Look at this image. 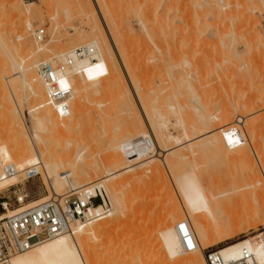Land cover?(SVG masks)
Returning a JSON list of instances; mask_svg holds the SVG:
<instances>
[{"label": "rangeland", "instance_id": "rangeland-1", "mask_svg": "<svg viewBox=\"0 0 264 264\" xmlns=\"http://www.w3.org/2000/svg\"><path fill=\"white\" fill-rule=\"evenodd\" d=\"M25 1L35 3L33 12L31 11L29 14L23 12L20 17H14V19L13 16L10 17L11 14L5 8L7 0H0V42L2 43L0 45L6 46L8 44L9 46L6 47L8 53L11 52L10 55H13L17 61L22 57L25 58L27 63L30 62L29 64L31 65H34L36 62L38 65L40 62L47 60L57 62L60 61V53L82 45L81 41L85 39L83 38L84 34L86 36L92 34L93 38L100 36L101 30L97 33L91 32L88 25V17L82 12V6L86 0ZM94 1L92 0L94 10L99 9V6L102 8L103 12L100 15L102 14V21L106 19L108 33L113 34V31L116 29L120 30L119 33L122 36L121 43L123 44L122 55H126V68L128 67V72L130 70V78L127 75L125 67H123V63L121 67L119 61H117L118 63H114L115 65L112 64L107 70L99 69L102 67L99 66L100 72L97 69V72L91 71L90 73L92 74H87L90 78L85 76L84 81L79 78L80 82L74 83L73 91L76 88V84H78V90L75 91L74 95L76 94V97H80L78 98L80 100L77 102V98L73 95L69 104L71 109L75 107L74 111L72 110L70 114L76 111L80 114L84 112L82 113L84 118L81 115L80 119L74 116L70 119L67 116L66 118H61L54 108L46 106V87L42 86L43 88L41 87L39 90L41 91L39 98L29 90L28 99L23 102H19L18 100L21 114L19 116L20 125H18L19 123L17 124L19 129H26L24 123L28 118L27 110L31 109L30 111L34 113L33 115L38 116V119L42 120L39 123L49 128L46 129L49 133H46L48 135L47 138L57 147L60 148L61 146L60 149L78 147L79 150L83 151V158L87 159H85L86 162L93 165L102 164L104 166L106 162L112 163L111 167H103L106 170L104 178L106 177L110 183L114 182L116 197L122 210V219L119 222L114 221L106 224L103 227V231L99 232L100 236L98 234V237L94 236L95 238L91 240L93 241L91 243L95 252L93 253L95 254L93 255L94 263L97 260L96 263L98 264H133L134 262V264H137V258H133V255L131 257V253L136 250V246L139 244L142 246L141 252L145 255L143 256L147 257L146 261L147 259L151 261L156 257L164 256L166 248L158 229L164 224L175 225L177 220H169L168 214L170 211L179 214L183 210V206L187 207L188 212L191 213V210L192 213L195 212L193 214L195 216L192 219L194 225H196L195 228H197L196 223L200 221L199 218L204 219L205 226L208 224L212 226L211 223L213 222L211 220L213 217L211 215H213L217 217L218 221L226 229L229 227V214L233 210L235 212L234 207L242 209L240 207L248 206L245 203L249 204V208L250 204L251 208L255 205L258 212L261 211L260 213H263V205L260 203L256 205L254 199L259 200V195L264 194V0H98V3ZM103 6H106V8ZM144 22H146L147 29L143 28ZM29 23L31 26H29ZM37 27H45L47 30V36L43 42H36L32 37L33 31ZM3 32L4 34H2ZM223 38L224 40H222ZM3 39L6 45L1 41ZM173 43H176L175 47L176 49L178 48V51L174 50L175 47L172 49L171 45L174 46ZM225 43H228V46ZM40 46H44V48L39 49ZM0 48L1 50L3 49L2 47ZM17 48L18 51L15 50ZM171 49L174 51V54L171 52L174 56L172 54L171 56H169L170 54L168 55V50L171 51ZM175 52L178 53L177 56ZM120 62L122 61L120 60ZM171 64H179L180 67L174 66L173 69ZM182 64L189 68L191 65L194 69L195 64H197L199 66H196V68L201 66L202 70L204 68L205 70L208 69L205 73V70L202 71L199 68L201 75L198 72L199 70H196L194 74L195 72L198 73L194 76L198 75V79L200 76L201 79L204 76L206 79L211 78L209 79L210 82L203 81L206 86H211L212 82L214 83H212V88L220 86L216 89L217 92L215 89L212 91V97L215 95V99L212 98L215 101L211 103L213 111L220 112L218 110H222V108H230L233 112L235 110V114L237 113L236 116L234 115V122L231 120V122L217 125L214 129L210 130L211 134L204 137H211L212 134H224L240 126L243 132L241 136L238 134L231 136L225 144V150L223 151L220 150L219 152L218 149L214 148H204V151L202 148L201 151H198L199 155L196 154L198 161L194 160L195 157H192V159L185 158V160L180 162L172 158V154L175 157V154L184 153V149V154L189 153L188 150L190 149L187 148H190L191 145L200 144L207 139L204 137L200 138L201 133L196 138L195 136H191L192 142L190 143H188V137L186 138L185 135L184 140L181 139L184 131H182L183 129L180 126L181 124L189 123L191 116L189 112H185L184 110H182V113L175 112L180 111L179 107L184 106L190 101L189 97L191 93L188 91V87L185 88L188 85L187 82L184 83L185 87L183 85L182 87L180 85V87H177V85H174L175 87H168L174 81L171 80L169 82L167 80L170 73H167L166 69H168V66H171L169 72L175 69L180 70L183 66ZM212 64L214 65L212 66ZM210 68L211 70L213 69L214 73L213 71L212 73L210 72ZM215 69L219 71L216 72ZM12 73L13 69L10 67L8 74ZM36 73L39 74L37 67L34 69L32 75ZM220 75H222L223 80ZM169 77H172L171 74ZM189 78L197 80V76ZM130 79L139 81L143 90L146 91V102L143 99L142 102L145 105L142 104L146 106L144 109L149 114L148 118L150 117L152 123L153 121L156 122L157 125L155 122L153 123L155 124L154 128L155 126L158 127L159 131L163 130V135H166V137L163 136L167 139H163L166 146L163 141H161L163 143L162 146L159 143L160 140H155L153 132L156 134L157 132H155L156 128H153V124L152 130L149 124H145V115L143 116V110L141 113L142 108L140 107L139 109V100L138 107L137 104L133 105V101H130V98L131 100L133 98L132 95H136L131 82L130 86L132 89L129 87V82H126L130 81ZM174 79L177 81V78ZM201 79L197 80V82L201 81ZM194 80V84L197 83ZM196 86L200 87V83H197ZM209 88L208 86L207 89ZM21 91L23 93V90ZM5 99V95L3 96L0 87V140L3 144L12 148L13 142L16 141H14L16 139L14 134L18 130L14 127L15 124L12 120L14 114L7 109L8 101L6 99L4 103ZM168 105L175 107L172 108L170 106L171 109L170 107L168 109ZM131 108L138 110L134 111L135 109L132 110ZM130 115L135 116L132 117L133 122ZM50 117H52L51 121H44L46 118L49 120ZM238 118L240 119V126L238 123H235ZM79 122L83 124L85 130H83V127L77 126ZM80 123L78 125L81 126ZM75 125L81 128V130L75 128ZM138 125L139 128H137ZM67 127L70 130L68 129L67 131ZM143 128L146 129L145 133L146 131H148V134L150 133L154 144L156 142L154 154L152 153L151 156L152 160L161 161V159L163 160L169 156L177 162L174 163L172 161L174 168H169V171L175 170L177 172L185 168L188 169L186 172L183 171V173L185 172L184 175L182 172L179 173L180 184L185 189L184 187L182 189L181 186H178V189L176 188L181 198L184 199L183 203L177 208L169 207V196L166 194V182L168 179L171 182V178H168V176L171 177L174 171L170 172L171 174L169 173V175L167 173L168 170L165 168L160 171V176L156 177L150 170H146L147 163H150V157L148 159L144 158L142 161H134L132 167L129 163L121 164L120 162V165L117 164L118 167L113 163L112 157L114 159L115 156L113 154H116L119 149L126 146L130 151L134 150V135L143 133ZM189 134L192 135L193 133ZM178 138L182 143L177 144ZM160 144L162 149L169 147L171 151L163 152L159 149ZM158 153L160 157H158ZM243 155L245 156L243 157ZM236 156H239L238 160ZM65 160L62 159V161ZM70 162L71 160H66L64 165L70 166ZM77 164L80 165V162ZM193 164L196 168L199 164V169L197 170L200 173L197 172ZM179 165L183 169L180 167L179 170ZM22 168L19 167V169ZM100 171L102 170L98 172ZM98 172L97 174L93 172V174L99 177ZM44 173V169H42L41 176L29 181H24L22 177L24 175H22L21 179L19 178L20 180L15 183V186H7L0 190V201L9 200V208L16 209L19 207L15 195L16 192L24 191L29 194L25 204L20 207H26V203L42 196L50 194L51 197L49 188L44 180ZM199 177L205 182V189L199 186ZM258 181L261 183L256 185ZM207 189L214 190V193L217 195H224H221L222 199L220 196L221 202H219L218 206L214 207L216 209L212 208V214L206 203V196L208 194L205 195L203 192V190ZM232 190L240 191L235 192ZM255 190L259 194H255ZM68 191L69 188L64 187L61 193L65 194ZM231 192L232 194H230ZM109 198L111 197L109 196ZM228 206L230 207L228 208ZM188 208L191 210H188ZM237 208L236 210H238ZM4 213L8 214L9 212L0 206V215ZM111 217L113 219L115 216L111 214L110 217L103 218V220H111ZM103 220L101 219L100 221ZM257 223L251 229L239 232L233 238L214 246L221 247L264 231V225H259V222ZM121 255H124V260H121L123 257Z\"/></svg>", "mask_w": 264, "mask_h": 264}, {"label": "bare ground", "instance_id": "bare-ground-1", "mask_svg": "<svg viewBox=\"0 0 264 264\" xmlns=\"http://www.w3.org/2000/svg\"><path fill=\"white\" fill-rule=\"evenodd\" d=\"M42 2H44V1H42ZM94 2L98 3V0H95ZM103 4H104V2H103ZM5 5H6L5 6L6 10H8L9 13L11 14L10 17L13 16V18L14 17H20L23 12L29 14V13H31V11L33 12V9L35 8L34 2H26L25 0H7ZM93 7L94 6L92 5V0H86L85 4L82 6V8H83L82 12L85 13L86 17H88V20H89L88 25H89V28L91 29V32L97 33L101 30L100 36L98 35L99 37L93 38L92 34H90L91 33L90 32L89 33L90 36H86V34L83 33L84 34L83 38H85L84 40L81 37V39L83 40V41H81L82 46H88L90 48H95L93 55L83 57V58L76 57L74 54L75 48L63 51L62 53L59 54L60 61L62 63L69 60V58L73 59L72 65L67 68L66 74H64L65 78L72 84V86L73 85L75 86V84H74L75 82L76 83L80 82L79 78L83 79V81H84V78H86L85 76L89 77L87 74H92V73H90L91 71H93V70L96 71V69L98 70V72H100L99 69L107 70L110 68V66L112 64L115 65L114 63H116L117 61H119V63H121V67H122V63H123V67H125L127 75H129L128 77L130 78V70L128 72V67L126 68V57H125L126 55L125 54L122 55V53H123L122 45L123 44L121 43L122 42V36L119 33L120 30L115 28L116 30L114 29L115 31H113V34L110 33L111 34V37H110V34L108 33V31L106 29V25L108 27V24L105 21L106 19L104 20L105 21V24H104V21H102V16H101L102 14L100 15V13L103 12L102 8H100V6H99V9L97 8V10L96 9L94 10ZM104 8H106V6ZM13 18H11V19H13ZM112 21H114V20H112ZM145 24H146V22H144L143 28H146ZM29 26H31L30 23H29ZM113 27H115V26H113ZM102 30H104V31L102 32ZM109 32H110V29H109ZM2 34H4V32ZM3 36H6V35H3ZM222 40H224V38ZM1 41L4 42V39ZM4 45H6V43ZM175 45H176V43L174 44V46L171 45L172 49L175 47ZM225 45L228 46V43L227 44L225 43ZM8 46H9L8 44L6 46L0 45V47L3 48L2 50L0 48V55H1L0 56V87H1V92L3 93V96L5 95V98L8 101L7 106H6L7 109L9 111H12V114H14L12 117V120L14 121L15 129L18 131H16V133L14 134L16 136V139H14V138L13 139H14V141L15 140L16 141L13 142L12 148L10 146H9L10 147L9 148L7 145L3 144L2 141L0 140V190L7 187V186H10V185L17 183V181L21 179L20 177L22 175H24V170L26 168L34 166L36 164H40L41 170L44 169V172H45L44 173V180H45V183L47 184V186L49 188V191L51 193V197H54L57 195H63L61 192H62V188H64V187L67 189L69 188V191L70 190H77L80 193H84L86 191L94 193L95 190H97V188H99V187L105 188L108 198H109V196L112 198V200H111V198H109V200L112 201L111 202L112 207H113L112 216L114 215L115 217L113 219L111 217V220H109V219L105 220L104 219L105 221L103 219H102L103 221H100L101 219H99V220H91V221L81 222L74 227L73 232L65 233V234L60 235L56 238H53L49 241L37 244L36 246H34L33 248H31L25 252L18 253L16 255L12 256L11 259L6 264H95L97 260L94 263L93 255H95V254H93V253H95V252L93 251V247H92V243H91L93 241H91V240L95 237H98L97 236L98 234L100 236V233H101V231H103V227L106 224H110L111 222H114V221L119 222L122 219V210L120 207V203L116 197L114 182L110 183L107 181L106 177L104 178V175L106 173V170H104V168H106V167L108 168L112 163L106 162L104 166L102 164L93 165L92 163L86 162L87 159L85 158L86 159L85 160L83 158V154H84L83 151L79 150L78 147L72 146L73 148L67 147V149H65V148L60 149L61 146H60V148L57 147L55 144H53L50 141V139L47 138L48 137L47 134H49V133L47 132L46 129H49V128L45 127L46 125L42 126V123H39V122H42V120H39L38 116H34L33 115L34 113H32V111H30L31 109L30 110L26 109L27 113H28L27 114L28 118L24 124H25V127L27 130L26 129L24 130V128H22V130L19 129L18 125H20V117L19 116L21 114V110H20V107L18 105V100H19V102L20 101L23 102L24 100L28 99L29 98L28 97L29 90H31L30 92H32L33 95H36L39 98V94L41 93V91H39V90L41 89L42 86L45 87V84H44L43 80L41 79V77L39 76L38 73L33 74V75H32V73L34 72V69L36 67L39 68L40 64L42 62H45V61L40 62L38 65L36 64L37 62L34 65H31V64H29L30 62L27 63L25 58H22V57L20 58L19 61H17V59L13 55H10L11 52L8 53V50L6 48ZM42 47L44 48V46H40L39 49H42ZM18 48L15 50L18 51ZM11 49H13V48H11ZM22 49H23V47H22ZM172 49H171V51L168 50L169 51L168 55L170 54L169 56H171V54H172L171 52H173V54H174V51ZM229 49H230V47H229ZM31 50H33V49H31ZM174 50L178 51V48L176 49V47H175ZM177 54L178 53H176V56H177ZM124 59H125V62H124ZM120 60L122 62H120ZM47 61L55 62L54 60H47ZM195 65L197 67L199 66L197 64H195ZM201 65L203 66V64H201ZM213 65L214 64H212V66ZM99 66H102V67H100L98 69ZM172 66H173V69H174V66L180 67L179 64L178 65L173 64ZM183 66L181 67L180 70L177 69L178 71L176 69L172 70L173 72L172 71L169 72L170 71L169 68L171 69V66L170 67L168 66V69H166V71H167V73H170L172 76V77H169L170 76V74H169L167 77L168 78L167 80H169V82H171V80L174 81V83L172 82V84L168 83L169 84L168 87H170V86L175 87L174 85H177V87H180V86L182 87V85L184 86L185 82L188 83V85L186 87L185 86L184 87L189 88L188 91L191 93V96L189 97L190 101L187 104H185L184 106H180L179 107L180 111H176L175 113H182V110H184L185 112H189V114L191 116V121L187 124H181L180 127L183 129L182 131H184V133H185V134L184 133L182 134L183 137H181V139L184 140L183 138H185L184 137V135H185L186 138L188 137L187 138L188 143H190V142H192V139L190 138L191 136L192 137L195 136V138H196V136H198V134L201 133L202 135L200 134L201 136H199V137L202 138L208 134H211L210 130L214 129L217 125L225 124V122H231V120H233V122H234L233 118L236 116L237 113L236 114L234 113L235 110L233 112V110H231L230 108L229 109H223L221 106L220 107L222 108V110H218L220 112H217L215 110L213 111V108L211 107L212 106L211 103L213 101L212 98H214L215 95H214V97H212V91L214 89L216 91V89H218V87H220V86L212 88L211 86H213V84H214L213 82H212L213 84L211 83V86L210 85L206 86L204 84V82L205 81L210 82L209 79H211V78L206 79L205 76H204L205 79L202 77L204 80L201 79V76H200L199 79H201V81H199V82H197V80H199L198 75H196L197 76L196 81L194 79L189 78V77H192V78L196 77L194 75L197 74L198 72L199 73L201 72V70H202L201 66L199 67V68H201V70L199 68H196V66H194V65L193 66L195 67V69L192 68L191 65H190V68L188 66L187 67L184 66V68H183ZM204 66H205V64H204ZM10 67H11V69H13L12 74H8V69ZM196 70L197 71L199 70V71L197 73L195 72V74H194V71H196ZM203 70H205V68ZM207 70H205V73ZM212 71H213V69L211 70V68H210L211 73H212ZM217 71H219V70H216V72ZM213 73H214V71H213ZM191 75H193L194 77ZM200 75H201V73H200ZM215 75H214V77H215ZM117 76H119V75L117 74ZM117 76H115V77H117ZM221 76L222 75H220V77ZM214 77H212V78H214ZM174 78H177V81H175L176 79H174ZM221 78L223 80V77H221ZM134 80L135 79H133V80L130 79V81H126V82H129V87H131V86L133 87V90L135 91V94H136V95H134V94L132 95L133 98H132V100L130 98V101L131 102L133 101V105L137 104V107L140 104L139 109H140V107L142 108L141 113L143 110V116L145 115V117H144L145 124H147V125L149 124L151 127V130H152V124L155 121H153V123H152V120L150 119V117L148 118L149 114L144 109V107H146V106H143V104L145 105L144 102H146L145 101L146 100L145 99L146 98L145 97L146 91L143 90V87L139 81H137V80L134 81ZM190 80H192V81H190ZM193 80L195 82H197L198 84L200 83V87L196 86L197 83L194 84ZM222 80H220V82H222ZM130 82H131V86H130ZM175 82L176 83L179 82V83L176 84ZM203 84H204V86H203ZM224 84H225V82H224ZM77 85L78 84H76V88L73 91V95H74L75 91L78 90ZM127 85H128V83H127ZM39 86H40V88H38ZM208 86L210 87L209 89H207ZM132 87H131V89H132ZM205 87H206V89H204ZM222 88H224V87H222ZM144 89H145V87H144ZM174 89H176V88H174ZM21 90H23V93ZM129 90H130V88H129ZM213 93L215 94V92H213ZM75 95H74V97H76ZM76 98H77L76 99L77 102H79L78 100H80V99H78V98H80V97L77 96ZM6 99H5L4 103L6 102ZM143 99H144V102H142ZM138 100H139V104H138ZM45 104H46V102H45ZM260 105H261V103H260ZM16 106H17V109H16ZM46 106H47V104H46ZM170 106H172V108L175 107L173 105H168V109ZM74 108L75 107H73V109H71V111L72 110L74 111ZM134 109H132V110H134ZM170 109H171V107H170ZM216 109H217V107H216ZM35 110H37V109H35ZM136 110H138V109H135L134 111H136ZM82 113H84V112H82ZM82 113L80 114L77 111L72 112L67 117L70 119L71 117L74 116L75 118L80 119L81 118L80 116L82 115ZM135 114H138V113H135ZM133 116L134 115L131 116V120H132ZM82 117H83V115H82ZM51 119H52V117H50L49 120L46 118L44 121H46V120L51 121ZM75 122H77V121H75ZM132 122H133V120H132ZM136 122H137V120H136ZM140 123L142 124V122H140ZM235 123H238V125H239L240 119L239 118L236 119ZM78 124H77V126L83 127V130H85L83 124L80 123L81 126ZM155 124H156V122H155ZM155 124H153V128H154ZM142 125L144 126V124H142ZM79 127H76V125H75V128H79ZM85 127H87V126H85ZM240 127H238V128H240ZM69 128L71 129L70 126H69ZM69 128L67 127V131ZM137 128H139V125L137 126ZM155 128L154 129L156 130L155 132H157V134L153 132V135L156 138L155 140L156 141L160 140L159 143H161V141H163V139H165L163 136L166 137V135H163L164 134V133H162L163 130L159 131L158 127H156V126H155ZM79 129L81 130V128H79ZM135 129H136V127H135ZM237 129H234V130L226 132V133L223 132L224 134H220V135L212 134L211 137H204L205 139L206 138L207 139L202 141V143L197 144V145H191L190 148H187V149H190V150H188L189 153L184 154L185 153V149H184L183 150L184 153H181V152H180V154L174 153L175 157H173L174 155L171 153L172 158H175V161L180 162V161L185 160V158L192 159V157H195L194 160L198 161V158L196 159V157H197L196 154L199 155L198 151L199 150L201 151L202 148H203L202 150H204V148H206V149H213L214 148V149H218L219 152H220V150L223 151V150H225V148H224L225 144L227 143L229 138H231V136H234L236 134H238L240 136L243 135L241 128L238 130ZM61 130H62V128H61ZM75 130H77V129H75ZM145 130L146 129L143 128V133L137 132L138 134L134 135L135 141L133 143H134L135 147H134L133 151L132 150L130 151V149L125 146L124 148L119 149V151L116 152V154H113L115 156H114V159L112 157V160H114L113 163L116 166H117V164L120 165V162H121V164L122 163H129L132 167L133 166L132 164L134 161L135 162H136V160L142 161V160H144V158L148 159V157H150V161H149L150 163L146 162L147 163V165H146L147 169L146 170H148V171L150 170L153 173V175H155L157 177V176H160L159 173L161 170H163L165 168L167 170L169 168L171 169L172 167L174 168V163H177V162L172 160L169 156L163 160L161 159V161L152 160L153 158H151V156H152V153L154 154V151H155L154 148H156L154 145L156 144V142L154 144L153 139L150 137L151 136L150 133L148 134L147 133L148 131H146V133H145ZM166 130H167V128H166ZM132 131H133V129H132ZM189 133H193V134L190 135ZM134 134H135V132H134ZM64 135H66V134H64ZM153 135H152V137H153ZM58 136H60V134H58ZM167 138H168V136H167ZM170 138H171V136H170ZM175 138H173V139H175ZM179 138H178L177 144L182 143V141L181 142L179 141ZM165 140H167V139H165ZM148 141L150 143H148ZM159 143H158V145H159ZM163 143L165 145V141H163ZM163 143H161L162 146H163ZM85 144H86V142H85ZM161 144L159 146V149H161L163 152L166 153V152L171 151V148H169V147H164L165 149L164 148L162 149ZM68 146H70V145H68ZM86 147H85V149H86ZM85 149H83V150H85ZM159 149H157L158 152H160ZM188 151L186 150V152H188ZM245 152L248 153L247 151H245ZM207 153H208V151H207ZM244 156L245 155H243V157ZM84 157H85V155H84ZM158 157H160L159 153H158ZM236 157H237L236 159L238 160L239 156H236ZM62 159L63 160H65V159L71 160L70 166L64 165V162L66 160L62 161ZM244 160H245V158H244ZM78 162H80V165L77 164ZM238 162H240V161H238ZM193 163H194V161H193ZM200 163H201V161H200ZM196 164H197V162H196ZM199 164H198V167H199ZM181 165H183V164H181ZM254 165H256V164L254 163ZM74 166H76V167H74ZM7 167H12L13 171L7 172V170H6ZM19 167H23V168L19 169ZM180 167L182 168V166H180V165L178 166L179 170H180ZM194 167H195V165H194ZM198 167L197 168L195 167L196 170L199 169ZM178 168L176 167V169H178ZM252 169H253V167H252ZM99 170H102V171H100L101 174H100V172H98ZM103 170H104V172H103ZM115 170H116V168H115ZM167 170H165V171L167 172ZM169 170L167 172L168 174L171 172ZM187 170H188L187 168H185L181 171H177V172H175V170H172V172L173 171L174 172L173 173L171 172L172 174L170 173L171 177H169L167 175L168 178H171V182L169 181V179L166 182V188H167L166 192L167 193L165 192L169 196L168 197L169 198V200H168L169 207L171 206L173 208H177L180 206V204L183 203L184 199L181 198L177 189L179 188L178 186H181L182 189L184 187L183 185L180 184L181 181H179V173L180 172L183 173V171L186 172ZM93 172H96V174L98 172L99 173L98 176L99 175L100 176L97 177L95 174H93ZM102 172H103V174H102ZM185 172L183 173V175L185 174ZM197 172H199V170H197ZM187 173H189V172H187ZM22 177H24V176H22ZM199 180H200L199 186H201V188L203 187L205 189L206 188L205 182L202 181V179H200V177H199ZM257 180H259V179H257ZM259 183H261V182L258 181L256 183V185ZM184 189H185V187H184ZM183 191H185V190H183ZM183 191H182V193H183ZM232 191L237 192L240 190H232ZM255 191H256L255 194H259L257 192V190H255ZM203 192L205 195L208 194V196H206V203H207L208 209H210L209 211L211 213L212 208L218 206L219 202H221L220 200L222 199V196H224V195H222V194L217 195L214 193V190H210V189L209 190L208 189L203 190ZM230 194H232V192ZM260 194H261V192H260ZM220 196H221V199H220ZM48 198H50V194L47 196H42V197L35 199V200H32V201H29L28 203H26V206H32V205L37 204L38 202L46 200ZM259 198H260L259 199L260 201L255 198L254 202L256 205L260 203L261 205H263V208H264V194L259 195ZM220 204H222V203H220ZM246 204L249 206L248 203H245V205ZM229 207L230 206H228V208ZM247 207L246 206L240 207L242 209H238L237 207H234L235 212H234V210H233L234 208H233L232 209L233 212L231 211L232 212L231 214H229L230 213V211H229V213H228L230 215L228 218L229 227L226 229L218 221L217 217H215L213 215H211L213 217L211 220L213 222V223H211L212 226L210 224H208L210 226H208V225L205 226L206 224H204V222H203L204 219L199 218L200 221L196 223L197 228H195L196 225H194V223L192 221V219L194 218L193 216H195V215H193L195 212L192 213V210L190 208H188V210H191L192 215L190 212L187 211V207H185V206H183L182 211L180 209L181 212H179V214L170 211V213L168 214L169 220L173 219V221L177 220V222L175 223V225L164 224L160 229H158V231H160L159 233L162 236L163 242L165 244L166 254L162 257H158V258L156 257L157 259L154 258L151 261H148V259H147V261H146L147 257H144L145 256L144 253L142 254V252H141L142 246H141V244H139L136 246V250L134 247L135 251L133 253L130 252L131 257L133 255L134 256L133 258H135V257L137 258V261H136L137 264H208V262L205 258V249L206 248L214 246V245L222 243V242H225L226 240L233 238L239 232H245V231L251 229L252 227H254V225L257 222H259V225H264V211H263V213H260L261 211L258 212L257 208H255V205L251 208V204H250V208L249 207L247 208ZM236 208L238 210H236ZM17 209H20V207H18L16 209H10L8 207V212L11 213L12 211L17 210ZM214 209H216V208H214ZM226 209H227V207H226ZM229 210H231V209H229ZM207 213H208V211H207ZM6 216H7L6 213L1 214L0 220ZM183 221L188 222L190 224V226H191L192 230L194 231V233L197 237V240L199 242V247L196 250L191 251V252H185L183 247H182V243H181V239H180V232H179L178 226ZM256 238H257V235L248 236V237H245V238L240 239L238 241L226 244L223 247H221L220 250H221L223 256L225 257V259H237L240 257L242 249L244 247H247L255 254L258 264H264V243L262 240H257ZM144 249H143V251H144ZM132 251H133V249H132ZM121 256H123L121 258V260H124L125 259L124 255H121ZM126 256H129V255H126ZM132 260H135V259H132ZM0 264H3V263H0ZM96 264H98V263H96Z\"/></svg>", "mask_w": 264, "mask_h": 264}, {"label": "built area", "instance_id": "built-area-1", "mask_svg": "<svg viewBox=\"0 0 264 264\" xmlns=\"http://www.w3.org/2000/svg\"><path fill=\"white\" fill-rule=\"evenodd\" d=\"M46 36L45 27H37L32 33L36 42H43ZM94 51L95 48L81 45L75 48L74 54L76 57L83 58L92 56ZM72 63V58L64 63L45 61L38 68L46 87V103L61 117H66L71 112L69 102L73 97V86L64 74ZM6 170L11 172L13 168L7 167ZM39 176H41V167L40 164H36L24 170L23 180L29 181ZM15 195L19 207L23 206L29 197V194L24 191L16 192ZM0 205L8 211L10 202L1 200ZM112 210V203L105 188L100 187L94 193L70 190L63 195L50 197L32 206L20 207L0 220V263L6 264L18 253L65 233L73 232L74 227L81 222L108 218ZM178 229L184 251L196 250L199 242L190 224L183 221ZM256 239L264 243V231H260ZM205 258L208 264H258L255 254L247 247L242 249L239 258L225 259L219 247L211 246L205 249Z\"/></svg>", "mask_w": 264, "mask_h": 264}, {"label": "trees", "instance_id": "trees-1", "mask_svg": "<svg viewBox=\"0 0 264 264\" xmlns=\"http://www.w3.org/2000/svg\"><path fill=\"white\" fill-rule=\"evenodd\" d=\"M1 206V205H0ZM224 246V245H223ZM223 246H221V247H223ZM221 247H219V249L221 248Z\"/></svg>", "mask_w": 264, "mask_h": 264}]
</instances>
